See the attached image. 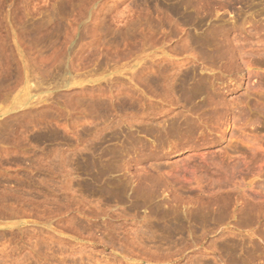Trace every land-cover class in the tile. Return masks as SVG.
Returning a JSON list of instances; mask_svg holds the SVG:
<instances>
[{
  "label": "rangeland",
  "instance_id": "374dc122",
  "mask_svg": "<svg viewBox=\"0 0 264 264\" xmlns=\"http://www.w3.org/2000/svg\"><path fill=\"white\" fill-rule=\"evenodd\" d=\"M228 1L0 0V264H264V1Z\"/></svg>",
  "mask_w": 264,
  "mask_h": 264
},
{
  "label": "bare ground",
  "instance_id": "6f19581e",
  "mask_svg": "<svg viewBox=\"0 0 264 264\" xmlns=\"http://www.w3.org/2000/svg\"><path fill=\"white\" fill-rule=\"evenodd\" d=\"M229 1H230V0H229ZM229 1H228V2H229ZM231 1H232V0H231ZM233 1H234V0H233ZM235 1H236V0H235ZM249 1H251V0H249ZM252 1H253V0H252ZM263 1H264V0H263ZM198 2H199V1H198ZM208 2H209V1H208ZM201 3H202V2H201ZM248 3H249V2H248ZM206 4H208V3H206ZM225 4H226V3H225ZM228 4H229V3H228ZM228 4H227V5H228ZM250 4H251V2H250ZM227 5H226V6H227ZM251 5H252V4H251ZM229 6H230V5H229ZM229 6H228V7H229ZM228 7H227V8H228ZM222 8H223V7H222ZM227 8H226V9H227ZM252 8H253V7H252ZM252 8H251V9H252ZM253 10H254V9H253ZM258 10H259V9H258ZM263 10H264V9H263ZM259 11H260V10H259ZM259 11H258V12H259ZM258 12H256V13L258 14ZM254 13H255V12H254ZM254 13H253V14H254ZM251 15H252V14H251ZM257 16H258V15H257ZM261 16H263V15H261ZM251 18H252V17H251ZM252 20H253V19H252ZM254 22H255V21H254ZM254 22H253V25H254ZM246 23H247V22H246ZM244 24H245V23H244ZM235 25H236V24H235ZM256 25H258V24H256ZM259 25H260V23H259ZM236 26H237V25H236ZM240 26H241V24H240ZM221 27H222V26H221ZM223 27H224V25H223ZM237 27H238V26H237ZM260 27H261V25L259 26V28H260ZM215 28H216V27H215ZM218 28H220V27H218ZM218 28H216L217 31H218ZM226 28H227V27H226ZM228 28H229V27H228ZM231 28H232V27H231ZM239 28H240V27H239ZM262 28H263V25H262ZM216 29L213 30V31H216ZM221 29H223V28H221ZM236 29H237V28H236ZM240 29H241V28H240ZM244 29H245V28H244ZM219 30H220V29H219ZM228 30H229V29H228ZM258 30H260V29H258ZM211 31H212V30H211ZM221 31H222L223 33H221L220 31H218V33H217V32H216V33L214 32V33L217 34V36H218L219 34H221V35L223 34L222 36H224L223 38L226 39V42H224V40L222 39V41L224 42V44L221 45V46L218 45V44H222L221 41H220V43L217 42L218 44L216 43V41L214 42L215 44L212 43L213 41H211V43H212V45L214 44V45H218V47H219V46L221 47V49L219 48V49H220V50H219L220 53L217 51L218 53H217L216 55H219V54L221 55V52H222V55H221V56H225V57H226V58L223 57V58H225L224 61H226V63H228L227 68L230 67L229 71H230V73H232L231 71L235 72L236 69H237V68H235V70H233V67L237 64V62H236V60H237L236 58H237V57H235V56H238L239 54L236 55V54L234 53L235 51L233 50V47H232L233 45L231 46V44H230V40L228 39V38H229V33H230L231 30H230V31H227V30L225 29V27H224V29L221 30ZM233 31H234V30H233ZM247 31H249V30H247ZM249 32H250V31H249ZM249 32H248V33H249ZM39 33L41 34V31H40ZM250 33H251V32H250ZM210 34L213 35V32H210ZM235 34H236V33H235ZM235 34H234V35H235ZM251 34H252V33H251ZM212 35H210V36H211V39L213 38ZM208 36H209V35H208ZM217 36L214 35V38L216 39ZM252 36H253V35H252ZM218 37H219V36H218ZM233 37H234V36H233ZM237 37H238V36H237ZM239 37H240V36H239ZM262 37H263V36H262ZM214 38H213L212 40H214ZM219 38H220V37H219ZM234 38H236V37H234ZM234 38H233V39H234ZM207 39L210 40V38H207ZM233 39H232V41H233ZM257 39H258V38H257ZM262 39H263V38H262ZM220 40H221V39H220ZM235 40H236V39H235ZM232 41H231V42H232ZM263 41H264V39H263ZM207 42H209V41L207 40ZM207 42H206V43H207ZM233 42H235V41H233ZM197 43H198V42H197ZM235 43H236V42H235ZM198 44H199V43H198ZM204 45H205V44H204ZM207 45H208V44H207ZM214 45H213V47H214ZM208 46H209V45H208ZM235 46H236V44H235ZM188 47H189V46H188ZM188 47H187V48H188ZM199 47H200V46H199ZM199 47H198V48H199ZM202 47H203V46H202ZM211 47H212V46H211ZM205 48H206V46H205ZM216 48H217V47H216ZM200 49L204 50V49L201 48V47H200ZM200 49H199V50H200ZM235 49H236V48H235ZM237 49H238V48H237ZM258 49H259V48H258ZM261 49H264V47L261 48ZM217 50H218V49H217ZM240 50H242V49H240ZM251 51H252V49H251ZM253 51H255V49H254ZM259 51H260V50H259ZM214 52H215V50H214ZM240 52H241V51H240ZM248 52H250V51H248ZM255 52H256V51H255ZM261 52H262V50L260 51V53H261ZM6 53H7V51H6ZM200 53H201V52H200ZM241 53H242V52H241ZM241 53H240V54H241ZM250 53H251V52H250ZM250 53H249V54H250ZM257 53H258V52H257ZM263 53H264V50H263ZM206 54H207V53H205V55H206ZM254 54H255V53H254ZM258 54H259V53H258ZM261 54H262V53H261ZM202 55H203V54H202ZM205 55H204V56H205ZM207 56H208V55H207ZM213 56H215V55L213 54ZM213 56H212V57H213ZM221 56H220V57H221ZM196 57H198V56H196ZM209 57H210V55H209ZM209 57H208V58H209ZM212 57H211V58H212ZM220 57H219V58H220ZM262 57H263V56H262ZM9 58H10V57H9ZM213 58H215V57H213ZM213 58H212V59H213ZM217 58H218V56L216 57V60H217ZM205 59H207V58H205ZM209 59H210V58H209ZM226 59H227V60H226ZM207 60H208V59H207ZM210 60H211V59H210ZM213 60H214V59H213ZM0 61H1V59H0ZM9 61H10V60H9ZM9 61L7 60L8 64L11 62V61H10V62H9ZM214 61H215V60H214ZM222 61H223V60H222ZM209 62H210V61H209ZM0 63H1V62H0ZM212 63H213V62H212ZM214 63H215V62H214ZM222 63H223V62H222ZM216 64H217V63H216ZM243 64H244V63H243ZM212 65H214V64H212ZM219 65H220V64H219ZM224 65H226V64H224ZM0 66H1V64H0ZM65 66H66V65H65ZM237 66H238V65H237ZM240 66H241V65H240ZM240 66H239V67H240ZM2 67H3V65H2ZM9 67H10V66H9ZM221 67H222V66H221ZM239 67H238V68H239ZM245 67H246V65H245ZM4 68H5V67H4ZM4 68H2V70H0V75H1L0 77H4L3 75L8 74V72H9V69H6V70L8 71V72H7V71L3 70ZM6 68H7V67H6ZM10 68H11V67H10ZM214 68H215V67H214ZM242 68H244V66H242ZM0 69H1V67H0ZM11 69H12V68H11ZM63 69H64V68H63ZM224 69H225V68H224ZM231 69H232V70H231ZM244 69H245V68H244ZM27 70H28V68H27ZM27 70H26V71L24 70V73H25L24 75H25L26 85H27V87H28L27 89H30V88H32V87L29 85V84L31 83V82H30L31 79H29V78H30L31 76L29 77V74H28L29 71H27ZM69 70H70V68H69ZM69 70L66 68V69H64V72L61 73V75H62V77H63L62 79L64 80L63 82L65 83L64 85L67 86V88H68V85H69V83H70V82L68 83V81H70L71 78H72V76H71V77H70V76L68 77V75H70ZM195 70H196V69H195ZM209 70H210V69H209ZM227 70H228V69H227ZM242 70H243V69H242ZM60 71H61V70H60ZM60 71H59V72H60ZM239 71H240V70H239ZM6 72H7V73H6ZM222 72H223V71H222ZM225 72H226V71H225ZM190 73H191V72H190ZM190 73H189V74H190ZM196 73H197V72H196ZM236 73H237V71H236ZM248 73H249V72H248ZM250 73H251V75H252V72H250ZM11 74H12V73H11ZM163 74H164V73H163ZM187 74H188V72L186 73V75H187ZM219 74H220V73H219ZM219 74H218V75H219ZM227 74H229V73L227 72ZM255 74H257V73H255ZM8 75H9V74H8ZM191 75H194V74L191 73ZM195 75H196V74H195ZM197 75H198V76H201V75H199V74H197ZM197 75H196V76H197ZM218 75H217V76H218ZM165 76H166V75H165ZM165 76H164V77H165ZM173 76H174V75H173ZM196 76H195V77H196ZM249 76H250V75H249ZM254 76H255V75H254ZM6 77H7V76H6ZM174 77L176 78V76H174ZM204 77H205V76H204ZM220 77H221V76H219V78H220ZM232 77H233V76H232ZM8 78H9V77H8ZM179 78H180V77H179ZM198 78H200V77H198ZM201 78H202V77H201ZM219 78H218V79H219ZM147 79H148V78H147ZM163 79H164V78H163ZM170 79H171V78H170ZM180 79H181V78H180ZM202 79H203V78H202ZM202 79H201V80L198 79L197 83L202 84ZM214 79L217 80V78H214ZM214 79H213V80H214ZM224 79H225V77H224ZM224 79H223V80H224ZM145 80H146V79H145ZM148 80H149V79H148ZM164 80H165V79H164ZM172 80L174 81L173 78H172ZM192 80H195V78H190L189 76H186V78H184V81L181 80V81H183V83H182L183 86H181V87H182V90L180 89L179 94H180V92H181V93H182V96H183V99H185L186 101L191 100V99L194 97V95L200 94L201 91H202L203 89L206 90V88H207V87H206V83H205V85L203 84V85H204V88H201V87H199V88H195V87H193V86H195V84L191 83ZM196 80H197V79H196ZM203 80H204V79H203ZM209 80H211V77H210ZM158 81H160V80H158ZM161 81H162V80H161ZM161 81H160V82H161ZM173 81H172V82H173ZM225 81H226V80H225ZM230 81H231V80H230ZM238 81H239V80H238ZM37 82H39V84H43L42 82L40 83V81H37ZM152 82H153V81H152ZM160 82H159V83H160ZM163 82H165V81H163ZM163 82H162V84H164V85H165V83H167V84L170 83V81H169V82L166 81L165 83H163ZM207 82H208V80H207ZM236 82H237V81H236ZM241 82H242V81H241ZM144 83H147V82L145 81ZM154 83H155V84H154ZM203 83H204V81H203ZM76 84H77V83H76ZM149 84H150V82L148 81L147 85L150 87ZM153 84L156 85L157 82H153ZM160 84H161V83H160ZM174 84H175V83H174ZM179 84H180V82H179ZM210 84H211V83H210ZM259 84H261V83H259ZM73 85H74V84H73ZM145 85H146V84H145ZM169 85H170V84H169ZM176 85H177V83H176ZM180 85H181V84H180ZM203 85H202V86H203ZM211 85H212V84H211ZM38 86L40 87V85H38ZM38 86H37V88H39ZM165 86H166V85H165ZM165 86H164V87H165ZM187 86H188V87H187ZM189 86H191V88H189ZM207 86L209 87L208 83H207ZM234 86H235V85H234ZM205 87H206V88H205ZM212 87H213V86H212ZM249 87H251V88H253V89L256 88L255 85H254L253 87H252V86H249ZM257 87H258V84H257ZM259 87H260V85H259ZM0 88H1V86H0ZM50 88H51V87H50ZM50 88H47V89L50 90ZM150 88H151V87H150ZM179 88H180V87H179ZM215 88H216V87H215ZM226 88H227V87H226ZM228 88H229V85H228ZM146 89H148V87H147ZM166 89H167V88H166ZM201 89H202V90H201ZM219 89H220V87H219ZM231 89H232V88H231ZM231 89H230V90H231ZM253 89H252V90H253ZM167 90H168V91L165 93L166 95H164V97H166L165 99L167 100V102H168V101L171 102V103H174V101H177V102H178L179 100H176V98H175V100H173V96L171 95L172 93H173V94L175 93V92H174L175 90H173V89H167ZM178 90H179V89H178ZM210 90H211V89H210ZM227 90H228V89H227ZM254 90H255V89H254ZM206 91H207V90H206ZM206 91H205V92H206ZM208 91H209V89H208ZM208 91L206 92V94H205L204 91H202V92H204V94H205V95H203V96H207ZM212 91H215V90H214V89L211 90V97L209 96L211 99H214V98H215V97H212L213 95H215V96H217V97H220V98L222 97V95H224V94L221 95V93H219V94L214 93V92L212 93ZM216 91H217V90H216ZM216 91H215V92H216ZM171 92H172V93H171ZM176 92H177V91H176ZM202 94H203V93H202ZM209 94H210V93H209ZM212 94H213V95H212ZM216 94H217V95H216ZM201 96H202V95H201ZM203 96H202V97H203ZM25 97H27V99L23 98L24 100H23L22 102H20V104H19L18 107H28V106L31 105V102H30V101H31V100H30V99H31V94H28V96L26 95ZM180 97H181V96H180ZM199 97H200V95H199ZM217 97H216V98H217ZM47 98H48V97H47ZM196 98H197V97H196ZM204 98H206V97H204ZM207 98H208V96H207ZM222 98H223V97H222ZM179 99H180V98H179ZM223 99H224V98H223ZM42 100H43L42 97H41L40 99H39V98L37 99V101H42ZM181 100H182V98H181ZM218 100H219V99H218ZM191 101H192V100H191ZM189 102H190V101H189ZM192 102H193V101H192ZM126 103H127V102H124L123 100H121V101H119L118 106L115 104V105H116L115 107H125V106L127 105ZM185 103H186V102H185ZM193 103H194V102H193ZM226 103H227V102H226ZM183 104H184V102H183ZM227 104H228V103H227ZM174 105H175V104H174ZM174 105H173V106H174ZM128 106H129V105H128ZM190 106H191V104H190ZM222 106H224L223 103H222ZM225 106H226V104H225ZM16 107H17V106H16ZM18 107H17V108H18ZM184 107H185V106H184ZM188 107H189V106H188ZM188 107H186V108H188ZM194 107H195V106H194ZM227 107H228V106H227ZM192 108H193V107H192ZM115 109H116V108H115ZM171 109H172V108H171ZM194 109H195V108H194ZM194 109H193V111H194ZM117 110H118V109H117ZM216 110H217V109H216ZM181 112H182V111H181ZM212 112L215 113L216 111H212ZM217 112H220V111H217ZM146 113H148V112H146ZM146 113H144L145 116H146ZM165 113H166V112H165ZM196 113H198V112H196ZM144 114H143V115H144ZM178 114H179V113H178ZM181 114H182V113H181ZM181 114H180V115H181ZM187 114H188V113H187ZM227 114H228V113H227ZM149 115H150V114H149ZM225 115H226V114H225ZM153 116H155V115H152V117H153ZM175 116H177V115H175ZM178 116H179V115H178ZM221 116H222V115H221ZM147 117L149 118V116H147ZM147 117H144V118L147 119ZM155 117H156V116H155ZM182 117L184 118V114H183ZM144 118H143V119H144ZM156 118H157V117H156ZM156 118H154V119H156ZM143 119H142V121H143ZM146 119H145V121H146ZM186 120H187V119H186ZM188 120H189V118H188ZM122 121H123V120H122ZM149 121H150V118H149ZM154 121H155V120H154ZM184 121H185V120H184ZM143 122H144V121H143ZM155 122H157V121H155ZM155 122H154L153 124H155ZM191 122H192V121H191ZM20 123H22V122H19V124H20ZM125 123H126V122H125ZM157 123H158V122H157ZM159 123H160V122H159ZM159 123L157 124L158 126L160 125ZM162 123H164V122H162ZM185 123H187V122H184V124H185ZM181 124H182V123H180V126H182ZM184 124H183V125H184ZM189 124H191V123H188L187 126H189ZM12 125H13V124H12ZM14 125H15V124H14ZM173 125H174V124H173ZM173 125H172V127L175 126V125H174V126H173ZM165 126H166V125H165ZM10 127H11V125H10ZM23 127H24V125H23ZM168 127H169V125H168ZM170 127H171V126H170ZM189 128H191V126H190ZM12 129H13V127H12ZM165 129H166V128H164L163 130L165 131ZM168 129H169V128H168ZM147 130H150V129H147ZM12 132H13V131H12ZM147 132H148V131H147ZM14 133H15V132H14ZM168 134H169V133H168ZM128 135H129V133H128ZM127 137H128V136H127ZM185 137H186V136H185ZM7 139H8V138H7ZM187 140H188V139H187ZM189 140L191 141V139H189ZM206 140H207V138H206ZM186 142H187V141H186ZM186 142H185V143H186ZM191 142H192V141H191ZM191 142H190V143H191ZM203 142H204V141H203ZM187 143H188V142H187ZM193 143H194V142H193ZM184 145H187V144H184ZM192 145H193V144H192ZM188 146H190V145L188 144ZM178 147H179V145H178ZM192 147H193V146H192ZM179 149H180V148H179ZM218 166H219V165H218ZM218 166H217V167H218ZM237 181H238V180H237ZM148 183H149V181H147V184H148ZM241 183H242V182H241ZM148 185H151V184H148ZM233 185L235 186L236 184H233ZM238 187H241V185H238ZM234 188H235V187H234ZM236 188H237V187H236ZM262 188H263V187H262ZM237 189H238V188H237ZM7 190H8V189H7ZM7 192H8V193H7L6 195H3V194H2V193H4V192H1V193H0L1 196H3V198L0 196V197L2 198V200H5V201H6V199L8 200V198H9L8 196H9V195H16V194H12V193L10 194L9 191H7ZM244 192H246V191H244ZM5 193H6V192H5ZM5 193H4V194H5ZM241 193H242V192H241ZM8 194H9V195H8ZM242 194H243V193H242ZM7 195H8V196H7ZM242 196H244V195H242ZM14 197H16V196H14ZM14 197H13V198H14ZM1 198H0V199H1ZM10 199H12V197H10ZM7 202H8V201H7ZM7 202H6V203H7ZM3 204H5V202H4ZM260 204H261V203H259L258 205H260ZM1 205H2V204H1ZM3 207H5V205H4ZM258 207H259V206H258ZM1 208H2V207H0V209H1ZM253 209H254V207H253ZM256 209H257V208H256ZM257 210H259V209H257ZM2 211H3V210H2ZM2 216H3V215H2ZM2 218H3V217H2ZM228 244H229L228 247H230V243H228Z\"/></svg>",
  "mask_w": 264,
  "mask_h": 264
}]
</instances>
